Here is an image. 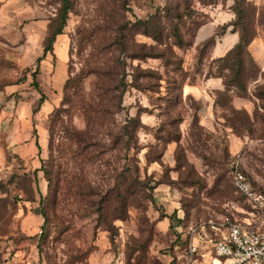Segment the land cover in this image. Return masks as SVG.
Returning a JSON list of instances; mask_svg holds the SVG:
<instances>
[{
	"label": "rangeland",
	"instance_id": "1",
	"mask_svg": "<svg viewBox=\"0 0 264 264\" xmlns=\"http://www.w3.org/2000/svg\"><path fill=\"white\" fill-rule=\"evenodd\" d=\"M70 1L41 72L60 1L0 0V264H182L166 252L180 220L244 216L232 166L264 191V0L245 1L259 74L244 97L213 61L236 39L233 0ZM151 16L161 39L136 23Z\"/></svg>",
	"mask_w": 264,
	"mask_h": 264
},
{
	"label": "built area",
	"instance_id": "2",
	"mask_svg": "<svg viewBox=\"0 0 264 264\" xmlns=\"http://www.w3.org/2000/svg\"><path fill=\"white\" fill-rule=\"evenodd\" d=\"M230 176L247 205L241 211L244 216L208 219L186 229L177 226L175 239L181 235L186 241L182 264H264V192L252 186L238 164L231 167Z\"/></svg>",
	"mask_w": 264,
	"mask_h": 264
},
{
	"label": "trees",
	"instance_id": "3",
	"mask_svg": "<svg viewBox=\"0 0 264 264\" xmlns=\"http://www.w3.org/2000/svg\"><path fill=\"white\" fill-rule=\"evenodd\" d=\"M59 1H60V8L56 13L55 18L48 21L46 36L42 44L43 54L41 57L36 59L37 68L39 67V62L44 58V56L48 53H52L53 43L55 42L56 37L62 34L63 28L66 25L68 13L70 12L72 7L70 0H59ZM207 1L208 0H198V2L203 6L206 5ZM245 1L246 0H233L230 9L234 15V19L232 22L225 25L222 31V34H224L225 30L228 27H231L230 32L236 33L238 36L237 42L223 56L217 57L213 60L219 64V66L217 67L218 72L215 77L221 79L222 85L224 86V91L232 92L237 97H244L247 94V83L250 80L251 81L256 80L257 75L259 74V69L257 68V65L251 58L250 53L248 51V45L251 42L252 35L250 29L245 24V18H246ZM174 18L176 19V23L175 24L171 23L168 27V31L171 34L170 36L174 40V45H176L179 49H181L188 45V43H185V41L183 40V37L179 29V25H180L179 22L182 20V15L176 14ZM136 23L140 25L141 28H143L144 31H142L141 33L144 34L145 36L151 37L156 40L161 39L163 35L164 27L161 25V21L159 18L156 17L153 18V16H151L149 19L145 21L137 20ZM201 25H203V23ZM199 27L200 25L197 27L196 30H198ZM195 35L196 34L193 35V38L195 37ZM215 37L216 36L213 35L209 37L207 40H205V43L201 47L200 52H202V49L207 45L214 46ZM34 74L35 72H33L32 75L33 82L35 80ZM68 83H69V79H67V81L65 82L64 89L67 88ZM35 87H37V84L35 85ZM261 96L264 97V92L261 93ZM43 99L44 97L41 96L39 102L42 103ZM229 174H230V170H229ZM230 182L232 184L231 176H230ZM2 186L3 185L0 183V191H3ZM252 186L257 190H260L256 188L253 184ZM232 187L234 189V192L242 199V197L236 192L233 184ZM40 203L41 202H39V204ZM39 214L44 219V224H45L46 219L44 213H42V211L41 212L39 211ZM205 220L207 219H204L202 221ZM178 224L179 225L177 226H181L183 229H186V227L188 226V225L186 226L181 225L183 224L181 220L178 222ZM180 238L181 235L176 236V239L175 241L172 242L170 249L166 251L169 254L171 253L170 256L172 255V252L175 251V248L177 250H181L185 246L186 241L183 242ZM168 264H178L175 255L174 257H172V260Z\"/></svg>",
	"mask_w": 264,
	"mask_h": 264
},
{
	"label": "crops",
	"instance_id": "4",
	"mask_svg": "<svg viewBox=\"0 0 264 264\" xmlns=\"http://www.w3.org/2000/svg\"><path fill=\"white\" fill-rule=\"evenodd\" d=\"M231 33V32H230ZM231 35L234 37V35L236 36L235 38V42H234V44L237 42V40H238V36H237V34L236 33H231ZM45 36H46V34L44 35V38H45ZM60 37V35L58 36V37H56V39H55V42L53 43V50H52V53H48V54H46L45 56H44V58L39 62V67H40V71L42 72V70H45L46 69V67L47 66H51L52 68L53 67H55L56 66V64H57V59H56V44H57V41H58V38ZM44 38H43V40H44ZM233 44V45H234ZM232 45V46H233ZM42 54H43V52H42V48H41V51H40V53H39V55H38V57L37 58H39V57H41L42 56ZM36 58V59H37ZM2 114V108H1V110H0V115Z\"/></svg>",
	"mask_w": 264,
	"mask_h": 264
}]
</instances>
